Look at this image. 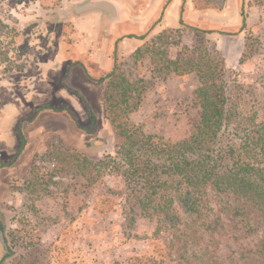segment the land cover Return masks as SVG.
<instances>
[{"label": "rangeland", "instance_id": "rangeland-1", "mask_svg": "<svg viewBox=\"0 0 264 264\" xmlns=\"http://www.w3.org/2000/svg\"><path fill=\"white\" fill-rule=\"evenodd\" d=\"M95 2H108L114 11L97 10L103 12L102 17L86 26L81 19L86 17L79 16L93 10L79 9ZM148 2L0 0V165L17 152L19 134L25 139L17 162L10 168L0 167L4 181V186L0 184V245L6 254L0 264H248L256 260L248 253L255 250L262 234L255 214L249 216L254 234L246 233L239 217L213 202L208 214L218 220L219 230L204 232L199 221L186 217L177 206L179 220L170 224L151 207L142 214L117 173L107 170L95 184H89L63 152L73 150L93 160L114 156V137L104 112L106 84L98 79L111 69L106 63L115 41L136 34L131 16L144 13ZM243 10L247 11L243 31L222 28L207 34L185 26L181 33L170 34L168 58L186 57L183 48L195 54L198 38H203L224 59L229 79L252 85L261 93L264 0H249L247 6L243 2ZM21 11L28 15L19 22L14 14ZM158 34H149L146 41ZM240 35L242 44L234 41ZM123 41L117 42L118 48ZM118 59L132 80H143L147 86L129 116L130 123L145 135L169 142L186 139L196 115L192 106L195 77L171 73L160 78L148 71L147 59L134 62L119 49ZM48 60L59 70L49 76L50 83L37 81L41 64ZM62 62L72 64L65 82L83 97L97 119L93 135L83 133L66 115L51 112L67 107L79 126L87 129L90 125L80 99L60 84L63 76L58 64ZM46 86L51 88L49 98ZM43 105L48 110L34 116Z\"/></svg>", "mask_w": 264, "mask_h": 264}, {"label": "trees", "instance_id": "trees-1", "mask_svg": "<svg viewBox=\"0 0 264 264\" xmlns=\"http://www.w3.org/2000/svg\"><path fill=\"white\" fill-rule=\"evenodd\" d=\"M193 1L197 10H219L223 5V0ZM182 13L183 6L180 16ZM240 16V31H243L246 18L243 3ZM179 23L182 25L181 19ZM152 28L143 36L127 35L118 42L123 39L142 42L130 57L134 62L147 59L148 71L160 78L171 73L195 77L197 87L193 91L192 106L196 115L191 121L190 135L173 143L145 135L130 123L129 116L136 110L147 86L143 80H132L125 73L119 63L116 42L111 55L113 65L98 79L106 84L103 103L105 119L114 137V156L93 160L73 150L63 152L72 160L74 170L83 174L89 184H95L107 170L117 173L135 197L142 214L151 207L152 212L170 224L179 220L174 208L177 206L186 217L199 221L205 227L204 232L219 230L218 220H212L208 214L213 210V202L223 206L232 216L239 217L246 233L254 234L256 228L250 224L249 216L255 214L262 234L255 250L248 252L256 260L248 264H264V86L260 93L252 85L229 79L224 59L200 37L195 54L183 48L182 53H188L186 57L169 59L167 38L170 34L181 33L180 29H165L146 41ZM68 69L60 84L65 91L80 99L90 125L87 129L79 126L76 115L67 107L51 109V112L66 115L83 133L93 135L97 119L83 97L65 82ZM48 108L45 105L36 108L34 116ZM18 140L20 146L12 160L0 167H12L22 155L24 136L19 134ZM39 181L42 183L36 177V182ZM149 264L156 263L150 261Z\"/></svg>", "mask_w": 264, "mask_h": 264}, {"label": "crops", "instance_id": "crops-1", "mask_svg": "<svg viewBox=\"0 0 264 264\" xmlns=\"http://www.w3.org/2000/svg\"><path fill=\"white\" fill-rule=\"evenodd\" d=\"M153 2L152 5L151 3ZM148 2V7L145 9L146 11L144 13H134L133 16H131L132 20L134 21L135 25V36H143L151 29L150 34L156 35L160 32H162L165 29H180L186 27H192L196 29L205 28L206 25H209L210 30L206 31H216L221 30L222 28H225L227 30L233 29L238 27L240 30L241 27V16H240V8L241 4L244 2L246 4L249 2V0H223L222 7L218 9H207V10H197L194 7V1L193 0H146V3ZM47 6H50V4H47ZM183 6V13L180 16V9ZM148 9L150 13H148ZM23 11V10H22ZM21 11V12H22ZM252 11V10H251ZM26 12L14 14L17 17V20L21 21L25 19L24 15ZM103 12L93 10L86 12L85 14H82L79 17H86L81 18L82 22L85 21L87 23L86 26H90L91 22L94 21L97 17H102L101 14ZM244 13H247L245 11ZM27 14V13H26ZM252 14V13H250ZM28 15V14H27ZM42 18H45V14L41 15ZM28 19H32V17H27ZM105 21V18H102ZM180 19L182 20V25H180ZM19 21V22H20ZM81 21V20H80ZM24 22L20 23V26L23 27ZM246 24V21H245ZM115 26V24H114ZM237 28V29H238ZM116 29V28H114ZM202 31H205L202 29ZM234 41H237L238 43L242 44L241 41V35L236 36L234 38ZM115 42H118L116 40ZM119 43V42H118ZM142 44V42L134 40V39H124L122 44H120L119 48L117 45V52L118 49L123 54H131L137 47H139ZM115 47V46H114ZM113 51V50H112ZM112 53L110 54V57L108 59V62L106 65L112 67ZM80 63V62H79ZM81 64V63H80ZM60 71H61V77L66 74V71L68 67L71 65V63H64L58 64ZM43 68H39L40 74L36 75V80L41 82L50 83L49 76L55 72V70H59L58 66L55 65V62L52 60H48L41 64ZM107 73V72H105ZM103 75V74H102ZM101 75V76H102ZM51 88L45 87L44 91L46 92V96L49 98L48 93L50 92ZM19 123V122H18ZM17 123V124H18ZM2 171L0 170V184L2 183L1 179ZM4 182V181H3ZM0 242L3 243L2 238H0ZM1 249V245H0ZM2 255V253H1Z\"/></svg>", "mask_w": 264, "mask_h": 264}, {"label": "water", "instance_id": "water-1", "mask_svg": "<svg viewBox=\"0 0 264 264\" xmlns=\"http://www.w3.org/2000/svg\"><path fill=\"white\" fill-rule=\"evenodd\" d=\"M80 11H88V10H102L104 12L112 14L114 9L112 5L108 2H95L88 4L84 8L79 9ZM1 250V249H0ZM2 253V250L0 251ZM1 253H0V259H1Z\"/></svg>", "mask_w": 264, "mask_h": 264}, {"label": "flooded vegetation", "instance_id": "flooded-vegetation-1", "mask_svg": "<svg viewBox=\"0 0 264 264\" xmlns=\"http://www.w3.org/2000/svg\"><path fill=\"white\" fill-rule=\"evenodd\" d=\"M4 255H5V254L2 253V255H1V259H0V262L3 261L2 259H3Z\"/></svg>", "mask_w": 264, "mask_h": 264}]
</instances>
